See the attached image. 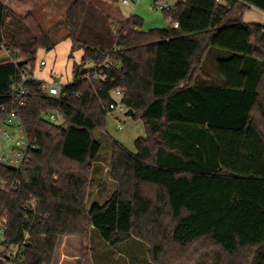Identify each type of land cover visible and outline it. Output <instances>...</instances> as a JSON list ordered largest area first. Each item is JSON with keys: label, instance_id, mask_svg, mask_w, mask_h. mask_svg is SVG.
<instances>
[{"label": "trees", "instance_id": "trees-1", "mask_svg": "<svg viewBox=\"0 0 264 264\" xmlns=\"http://www.w3.org/2000/svg\"><path fill=\"white\" fill-rule=\"evenodd\" d=\"M64 5L44 30L34 13L0 2V49L9 55L0 59V121L17 118L30 144L19 169L0 163V246L26 236L21 264H53L61 237L96 229L111 246L145 242L156 264H264V23L242 20L251 7L264 12V0L177 1L163 10L168 26L148 31L96 0ZM63 40L68 58L78 45L82 56L58 100L42 94L33 70L38 51ZM107 58L118 64L113 83L83 78L85 62ZM22 73L29 95L20 106ZM115 86L146 134L135 152L111 139L116 189L100 204L89 200L101 153L93 133L106 129ZM50 112L61 123L46 120Z\"/></svg>", "mask_w": 264, "mask_h": 264}, {"label": "rangeland", "instance_id": "rangeland-1", "mask_svg": "<svg viewBox=\"0 0 264 264\" xmlns=\"http://www.w3.org/2000/svg\"><path fill=\"white\" fill-rule=\"evenodd\" d=\"M64 1L69 0H0L4 5L15 13L24 16L28 12L34 13L44 30L50 29L58 23L64 14ZM102 4L108 5L114 11L120 12L124 18L131 15L137 16L141 20L139 27L142 31L150 29H161L168 26L169 21L163 13L165 4L173 7L177 1L182 0H130V5L114 4L109 0H96ZM243 18L248 21H258V16L251 12H245ZM260 22V21H258ZM62 30V29H61ZM61 32L52 33L53 40ZM68 41L59 42L54 49L50 51L40 50L37 53L35 67L33 70L34 77L47 79L53 75L60 77L61 81L67 82L70 79V63L74 57L68 58L67 62ZM9 55L4 49H0V59L8 58ZM44 59L46 66L40 67L39 60ZM53 68L52 74L49 73ZM207 73L214 75L212 72V63L207 62L204 66ZM107 126L104 131L95 129L94 138L101 144V153L98 162L93 164L92 182L89 187V200L103 203L116 189V183L109 178L110 160H111V139L119 141L127 150L135 152L134 141L138 137H144L146 134L144 123L141 119L134 120L125 113H110L106 118ZM59 120L58 123H60ZM148 195L153 191L149 190ZM251 250L241 251L235 258L236 262L243 261L244 257L251 255ZM156 264L153 263L148 245L136 238L120 243L115 246L104 242L96 229L89 232L88 238L83 239L81 236L61 237L56 246L53 264Z\"/></svg>", "mask_w": 264, "mask_h": 264}, {"label": "built area", "instance_id": "built-area-1", "mask_svg": "<svg viewBox=\"0 0 264 264\" xmlns=\"http://www.w3.org/2000/svg\"><path fill=\"white\" fill-rule=\"evenodd\" d=\"M113 3H120L122 5H130V0H109ZM171 7L167 4L163 6V10H168ZM173 26L176 28L177 24L174 23ZM3 49V48H2ZM38 65L40 67L46 66V61L44 59L39 60ZM118 67L117 62L110 59H105L101 63H93L87 61L84 64V68L87 72L84 75V79H93L101 84H108L114 82V76L111 75L110 69ZM52 74V72H51ZM21 81L13 94L18 105L22 106L26 102V97L29 95L28 87L25 83L28 80V76L25 73L21 74ZM42 81V80H40ZM40 88L42 94L62 100L67 96V92L63 90V86L66 85L61 82L58 77L53 75L49 76L48 80H43ZM110 95L112 97V102L108 107H104L105 110L110 113H125V105L122 102L124 97V90L121 87L115 86L110 90ZM126 114V113H125ZM45 119L58 123L59 116L56 113L50 112L45 115ZM61 123V122H60ZM30 144L26 139L25 133L20 127L19 121L14 116H9L6 119L0 121V163L15 169H19L21 165L25 162L28 149ZM6 181H0V189L6 190ZM6 230V221H0V242L4 237ZM27 243V237L25 236L20 244L11 246L8 249H3L0 246V261L5 264H21L23 261L22 251Z\"/></svg>", "mask_w": 264, "mask_h": 264}, {"label": "crops", "instance_id": "crops-1", "mask_svg": "<svg viewBox=\"0 0 264 264\" xmlns=\"http://www.w3.org/2000/svg\"><path fill=\"white\" fill-rule=\"evenodd\" d=\"M114 4H117V3H114ZM6 6V5H5ZM7 7V6H6ZM251 12V13H254V14H256L257 16H258V21H260V22H258V21H248V20H245L244 18H243V15L245 14V12ZM243 14H242V20L243 21H246V22H256V23H264V12H261V11H259V10H257V9H255V8H253V7H251V8H249V9H247L246 11H245ZM113 14H114V16L118 19V20H120V21H124V20H126V18H124V17H122L121 15H120V12H116V11H113ZM68 41V48H67V54H66V57H67V62L68 61H70V60H68V53H69V51H70V46H71V43H70V41L69 40H67ZM81 56H82V51H76L75 53H74V57L75 58H72L71 59V62H69L70 63V79H69V81H67V82H64V84H67L68 82H70L71 80H72V66H73V63H79L80 62V60H81ZM46 65H47V63H46ZM51 72H53V68H50V70H49V73H51ZM36 78V77H35ZM36 79H38V80H42V79H40V78H36ZM49 79V77L47 78V79H45V80H48ZM59 79H60V77H59ZM44 80V79H43ZM42 80V81H43ZM61 80V79H60ZM62 82V81H61ZM63 83V82H62ZM63 238V237H62ZM65 238V237H64Z\"/></svg>", "mask_w": 264, "mask_h": 264}, {"label": "water", "instance_id": "water-1", "mask_svg": "<svg viewBox=\"0 0 264 264\" xmlns=\"http://www.w3.org/2000/svg\"><path fill=\"white\" fill-rule=\"evenodd\" d=\"M80 48H81V46H80V45H78V46H77V50H79ZM21 63H22V62H21Z\"/></svg>", "mask_w": 264, "mask_h": 264}]
</instances>
